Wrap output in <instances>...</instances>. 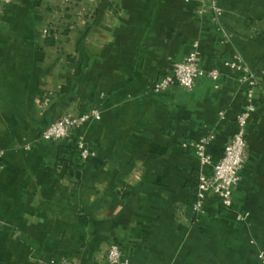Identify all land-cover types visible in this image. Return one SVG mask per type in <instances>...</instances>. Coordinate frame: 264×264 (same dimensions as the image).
Here are the masks:
<instances>
[{
    "label": "crops",
    "instance_id": "0c3cea01",
    "mask_svg": "<svg viewBox=\"0 0 264 264\" xmlns=\"http://www.w3.org/2000/svg\"><path fill=\"white\" fill-rule=\"evenodd\" d=\"M202 1L0 5V264H103L112 244L128 264H264V0H215L218 22ZM194 43V88L154 92ZM237 56L259 82L246 160L232 208L210 196L196 215L192 146L211 134L207 153L222 158L246 103L242 74L223 65ZM92 110L99 121L41 140Z\"/></svg>",
    "mask_w": 264,
    "mask_h": 264
},
{
    "label": "built area",
    "instance_id": "2783aa9c",
    "mask_svg": "<svg viewBox=\"0 0 264 264\" xmlns=\"http://www.w3.org/2000/svg\"><path fill=\"white\" fill-rule=\"evenodd\" d=\"M18 0H0V5H10ZM75 0H64L65 4H69ZM202 8L199 14L202 15L206 10L210 11L213 20L218 22L222 16V10L218 7L215 0H203ZM46 33V31H44ZM197 43L192 45V50L184 58L183 61L172 65L171 71L164 78L156 81L152 85L154 92H163L170 87L176 85L186 91H191L196 80L202 75L199 70V56L197 53ZM224 67L235 70L242 74L240 84L246 88V103L243 110L237 114L235 118V130L230 137L228 144L224 148L222 158L218 162H213L207 153V148L214 140L213 135H208L197 143L193 144L196 155L200 163V173L197 177V186L193 197L192 210L196 215L203 214L206 200L213 196L220 206L226 210H230L233 206V190L238 185L241 167L246 160V128L251 115L254 112V94L258 87V79L243 63L240 57H234L224 62ZM208 77L213 81L219 80L218 71L208 72ZM217 88V84L215 85ZM48 99L44 100L46 105ZM101 115L98 111L92 110L86 114L75 117L73 115H64L51 123L41 132V140L46 142H60L66 139L71 131L79 130L87 123L99 121ZM219 119H224V113H219ZM78 153V161L85 162L94 156L79 138L76 143ZM3 152L0 150V158ZM210 170L208 173L205 170ZM248 218L247 214H238L237 221L245 222ZM49 264H67L66 260H53ZM103 264H128L124 258L120 248L116 244L109 246Z\"/></svg>",
    "mask_w": 264,
    "mask_h": 264
},
{
    "label": "trees",
    "instance_id": "16d2710c",
    "mask_svg": "<svg viewBox=\"0 0 264 264\" xmlns=\"http://www.w3.org/2000/svg\"><path fill=\"white\" fill-rule=\"evenodd\" d=\"M68 154L72 155V154H74V151L70 150Z\"/></svg>",
    "mask_w": 264,
    "mask_h": 264
}]
</instances>
